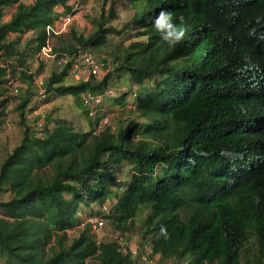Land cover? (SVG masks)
Instances as JSON below:
<instances>
[{"label": "trees", "instance_id": "16d2710c", "mask_svg": "<svg viewBox=\"0 0 264 264\" xmlns=\"http://www.w3.org/2000/svg\"><path fill=\"white\" fill-rule=\"evenodd\" d=\"M69 1L0 0V86L17 70L13 59L24 81L35 80L19 43L32 33L28 45L34 43L32 54H38L51 37L55 6L71 11ZM128 1L135 12L131 23L114 26L111 5L97 18L95 32L72 30L66 50L97 48L107 34L134 27L140 39L118 67L101 79L69 84V62L51 72L47 91L71 95L85 109L84 94H105L115 71L127 72L140 86L135 110L144 121L130 120L117 133L107 127L98 136L61 121L37 129L26 117L27 90L17 105L25 136L0 165V191L13 194L0 200V259L89 264L78 257L93 254L91 264H137L116 239L98 245L89 226L68 242V230L80 225V206L109 200L116 170L128 161L131 179L107 215L116 231L139 233L160 262L175 264H244L242 251L254 237L258 258L246 264H264V0ZM16 3L12 19L2 21L5 8ZM162 10L186 29L175 47L155 28ZM128 94L114 103L125 105ZM141 206L149 211L137 227Z\"/></svg>", "mask_w": 264, "mask_h": 264}, {"label": "rangeland", "instance_id": "374dc122", "mask_svg": "<svg viewBox=\"0 0 264 264\" xmlns=\"http://www.w3.org/2000/svg\"><path fill=\"white\" fill-rule=\"evenodd\" d=\"M85 1L86 0H83L82 4L84 5V7L79 10V15L75 18V20L71 22L70 26L68 27V30L77 28L79 33L85 35H89L95 32L97 29V18H99V16L103 12H105V14H108L111 5H114L116 11V19H114V21L112 22L114 26L118 28H123L128 22L131 23L134 17L135 12L128 0H110V2L107 4H105L102 0H89L88 2ZM87 9L89 10L88 14H86ZM93 14H96L97 16H92ZM110 24L111 22L109 23V25ZM78 25H80V27ZM133 26H135V24ZM69 31L59 35L62 36L60 40L56 38L54 42L52 41L53 47L54 44L58 47L63 44H67L71 40V37L69 36ZM26 35L28 37L25 38L23 36L24 40L28 41L29 39H31V34L28 35V33H26ZM52 38H54V36H52ZM139 39L140 38L137 37V30L134 27H129V29H126L121 35L107 34L106 37L101 38L102 44L97 48H94L92 46L91 51L100 59H106L107 61L109 60L114 68L115 64L118 67L117 63L124 59V56L130 43ZM33 46L35 47L34 43ZM28 60L31 68V70H29L28 72L35 73L36 79L39 76L36 71L40 66V62L43 60H41L37 56V54L30 55ZM1 61L2 60H0V62ZM52 61L54 62V60L51 59L46 63L44 60L45 64L47 65V67H49L51 71L54 68ZM104 68H106V66ZM10 76V81L6 85L7 91L6 86H0V101L3 99L8 100V103H6L5 106H2L0 104V165L6 159V157L11 154L13 149L23 141V138L25 136V127L20 125L21 115L19 110H17V105L20 103L23 96H27V90L30 91L31 97L28 109L26 111V117L28 118V122L31 124V126L38 128L39 122H42V118H44L45 125L48 124L49 127H52L56 121H61L75 129L76 131L82 133L92 132L94 127V120L89 117L85 109L79 107L73 96L59 95L55 92H50L48 93V96L45 100L36 99V102H34L35 94L38 91L36 83L34 84L33 82L34 80L32 82L30 80L24 81L22 78L23 75L21 76V73L18 68L17 70H11ZM156 78L157 80H161L159 76ZM64 82L68 83L69 81ZM72 82L73 81L70 80L69 83ZM153 83L154 79L149 81L147 84L150 86V84ZM14 84L18 85L22 90L21 94L19 93L20 95L13 91L12 86ZM111 89L112 92L109 91V95L104 97L102 105L105 111L113 112L112 115L114 116V118L112 121V125L114 129L112 128V125H110L109 127H111L115 133H117L121 128L125 127L130 120H133L137 123H142L144 120L132 107V100L131 103L125 105L114 103V101H116L115 98H119L122 94H125L126 92L130 93L132 89H135L137 95L140 92V86L138 84H135V82L130 77V74L127 72L124 73L123 71H115V74L112 75ZM131 98L136 100V97H134V95H132ZM43 115H45V117H43ZM132 168L133 165L130 164L128 161H125L123 162L122 166L116 170L117 182L111 185V190L114 193L110 198L111 200L108 202L110 205L112 204V202H117L118 197H114L115 194H117V196L122 195L124 191L123 188L127 183H129L131 179ZM49 171L50 170L47 169L45 172L48 173ZM93 178L95 177H92V179ZM97 180L98 179L96 178L95 181ZM12 196L13 194L10 191H7L4 188L1 189L0 200L8 201L12 198ZM101 205L102 203L100 204L99 202L90 205H81L77 213L79 222L92 216H99L100 209L102 208ZM148 211V206H141L138 212V217L136 219L137 227H140ZM1 212L2 210L0 209V215H2ZM106 221V227H108V230H110L108 232L110 239H117V237L120 236V232L116 231L113 228L111 222L108 220L107 217ZM82 230L83 228H79L78 226L74 227L71 230H68V242H71V240H73L74 237H76ZM133 235L140 237L139 233H135ZM92 255L93 254L81 255L78 257V259L80 261H84L86 263L91 264ZM257 256L258 252L256 239L252 237L249 243L246 245L245 249H243L242 251L243 263L246 264L247 260L251 263H254L255 260L258 258ZM3 262L4 261L0 259V264H3ZM161 264L163 263L161 262ZM180 264H188V261L186 260L184 262H180ZM215 264H219V262H216Z\"/></svg>", "mask_w": 264, "mask_h": 264}, {"label": "built area", "instance_id": "2783aa9c", "mask_svg": "<svg viewBox=\"0 0 264 264\" xmlns=\"http://www.w3.org/2000/svg\"><path fill=\"white\" fill-rule=\"evenodd\" d=\"M74 1L75 5L73 3L74 8L71 11L60 16L57 21L47 27L48 32L51 36L50 39L52 38V36L61 35L67 32L71 22L75 20V18L79 15V10L83 7V4L81 1ZM50 39L48 40L47 45L41 49L37 56L43 61H50L51 59H53L55 63V69L60 70L67 63L73 62L74 64H78L79 66H81L87 73H89L90 76H95L98 78L101 72L103 71V67L107 64V61L105 62L104 60L97 57L91 51V48H80V50L75 54H65L62 56H58L53 46L51 45ZM47 69V72L51 71L49 67H47ZM10 77L11 76L9 75L8 83L10 81ZM33 82L36 83L38 88V91L35 94L34 102H36V99L45 100L48 96L47 87H45V84L47 83L45 76L37 77ZM12 89L15 93L21 94L22 90L18 85L14 84L12 86ZM109 91L110 90L106 91L105 94L87 93L83 95L85 110L89 117L94 120V127L92 133L96 136L100 135L105 128L113 124V115L111 114V111H105L102 106L104 97L111 92ZM130 95L131 97L132 95H134V97H137V93L135 90H132L130 92ZM132 107L134 109L136 107L135 99H133ZM43 117L45 116L43 115ZM44 125V118H42V122H39L37 129L43 127ZM110 209V204H104L101 209V215L89 217L81 223L82 227H85L87 225L90 226L91 231L96 238V243L98 245H101L102 243L108 240L107 237L104 236V233H106V230H108V227H106L107 222L105 219V215L109 213ZM129 236L130 235L128 233H120V236L117 237V243L122 247V250L125 254L130 255V257L137 264H161L159 255L153 251L150 243L141 241L139 243L138 239L136 238V242L131 245V242L129 241ZM169 264H175V262Z\"/></svg>", "mask_w": 264, "mask_h": 264}, {"label": "crops", "instance_id": "0c3cea01", "mask_svg": "<svg viewBox=\"0 0 264 264\" xmlns=\"http://www.w3.org/2000/svg\"><path fill=\"white\" fill-rule=\"evenodd\" d=\"M25 3H34L35 2V0H23ZM76 1H81V2H83V0H76ZM89 0H86L85 2H88ZM73 3H74V5H75V1L74 0H70L69 1V5L70 6H72V9L74 8V5H73ZM17 6H18V4L16 3V4H14V5H12V6H8V7H6L5 8V14H4V16H3V19H2V21H4V22H8V21H10L11 19H12V17H13V15H14V13L16 12V10H17ZM83 7H84V5H83ZM88 9H89V4H88ZM87 9V12H86V14H88V12H89V10ZM54 11H55V15H56V20L55 21H57L58 20V18L60 17V16H62V15H64L65 13H67V12H69V11H66V8H64V6H62V5H57V6H55V8H54ZM96 14H93L92 16H95ZM97 16V15H96ZM80 23V22H79ZM86 24H87V22H86ZM79 27H80V25H78ZM82 28V27H81ZM70 30V31H69ZM68 31L70 32L69 33V36H71V31L72 30H75L76 32H78L79 33V31H78V29L77 28H74V29H69ZM31 34V36H32V33H28V35H30ZM64 34V33H63ZM25 38L26 37H28L26 34H24L23 35ZM11 37L12 38H15L16 37V34H11ZM24 37H22V39H21V41H20V43H19V48L21 49V50H24V49H26V57L24 58L25 60H26V62L24 63V67H28L29 66V70H31V68H30V64H29V60H28V58H29V56L30 55H33L32 54V48H33V44H32V42L30 41L29 42V45H28V41L30 40H24ZM62 36H59V35H55L54 36V38H51L50 39V42H51V45H52V41L54 42V40L57 38L58 40H60V38H61ZM72 40V39H71ZM69 41L67 44H63V45H61L60 47H58V46H55V44H54V50H55V52L58 54V56H60V55H65V54H70V53H68L66 50L68 49V46L67 45H69V44H71L73 41ZM27 41V42H26ZM53 46V45H52ZM66 46V49L64 48ZM46 63H47V61H45ZM45 62L44 61H41L40 62V66L38 67V70L36 71V73H38V77H41V76H45V78H46V81H47V83L45 84V87H47V84H48V78L50 77V75H51V72L53 71V70H57L58 71V69H55V63L52 61V63H53V65H54V68L52 69V71H50V72H47V65L45 64ZM9 63L11 64V66H13V68H18L19 69V71H20V69H21V66L18 64L19 62H18V60L17 59H13V60H9ZM106 66V68H104ZM104 67H103V73H101V76H99L98 78L99 79H101L103 76H104V74L105 73H107L109 70H111V69H113V65H112V63H110V61L108 60L107 61V64L105 65ZM28 70V71H29ZM27 73H29V72H27ZM36 76V75H35ZM91 76L89 75V73H87L81 66H79L78 64H74L73 66H72V68H71V70H70V72H69V75H68V77H66V79H65V81L67 82V81H69L70 82V80H72L73 82L72 83H77V82H79V81H81V80H88L89 78H90ZM24 80V79H23ZM26 80H30V79H26ZM68 82V83H69ZM35 84V83H34ZM69 84H71V83H69ZM135 90V89H134ZM112 91V90H111ZM133 101V99L131 98V95L130 94H128L127 95V97H126V100H125V102H126V104H129V103H131L132 101ZM111 114H113V112L111 111ZM45 116V115H44ZM113 118H114V116H113ZM110 230H106V233H104L105 235V237H107V241H105V242H108V241H114V240H111L110 239V236H109V232ZM130 236H129V241L131 242L130 244L132 245L133 243H135L136 242V238L138 239V241H139V243H140V239L138 238V237H136V235H133V234H129Z\"/></svg>", "mask_w": 264, "mask_h": 264}, {"label": "clouds", "instance_id": "9594fccd", "mask_svg": "<svg viewBox=\"0 0 264 264\" xmlns=\"http://www.w3.org/2000/svg\"><path fill=\"white\" fill-rule=\"evenodd\" d=\"M55 22V21H54ZM154 24H155V28L158 32H161L163 34V38L168 42L169 46L170 47H175L177 46L178 44H180L185 35H186V29L183 28V27H177L174 23H173V18H172V14L170 12H165V11H161L160 14L158 15V17L155 19L154 21ZM110 91L112 89H109ZM133 90V89H132ZM108 91V90H107ZM112 92V91H111ZM130 94V93H129ZM109 93L106 95L108 96ZM105 96V97H106ZM111 199L107 200L106 202H104L101 206H103L104 204H109L108 202L110 201ZM116 202H112L111 204V209L113 207V205L115 204ZM101 204V203H100ZM102 209V208H101ZM101 209H100V212H99V215H101ZM110 209V211H111ZM109 211V213H110ZM108 213V214H109ZM105 215V219L107 217V215ZM93 217V216H92ZM88 219V218H86ZM86 219L82 220L80 222V225L79 227H82L81 226V223L83 221H85ZM107 222V221H106ZM89 226V225H87ZM86 227V226H85ZM90 227V226H89ZM84 228V227H82ZM130 234V233H128ZM139 237V236H138ZM140 239V237H139ZM117 240V239H116ZM149 243V242H148ZM258 252V251H257ZM258 257V256H257ZM169 263H172V262H168V263H163V264H169Z\"/></svg>", "mask_w": 264, "mask_h": 264}, {"label": "water", "instance_id": "95a60500", "mask_svg": "<svg viewBox=\"0 0 264 264\" xmlns=\"http://www.w3.org/2000/svg\"><path fill=\"white\" fill-rule=\"evenodd\" d=\"M104 61L106 62L107 60H106V59H104Z\"/></svg>", "mask_w": 264, "mask_h": 264}]
</instances>
